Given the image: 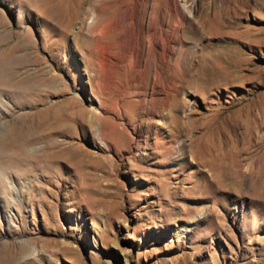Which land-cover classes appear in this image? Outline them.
<instances>
[{
	"label": "rangeland",
	"instance_id": "obj_1",
	"mask_svg": "<svg viewBox=\"0 0 264 264\" xmlns=\"http://www.w3.org/2000/svg\"><path fill=\"white\" fill-rule=\"evenodd\" d=\"M0 69L7 264H264V0H0Z\"/></svg>",
	"mask_w": 264,
	"mask_h": 264
},
{
	"label": "bare ground",
	"instance_id": "obj_2",
	"mask_svg": "<svg viewBox=\"0 0 264 264\" xmlns=\"http://www.w3.org/2000/svg\"><path fill=\"white\" fill-rule=\"evenodd\" d=\"M104 2H106V0H103ZM113 1V0H112ZM114 6V5H113ZM113 9V8H112ZM106 10V9H105ZM136 14H135V12L134 11H130V10H123L121 13H120V16H119V18H118V21H117V23H118V25H122V24H128V23H130V22H132V21H134L137 25H139L140 24V20H138V21H136ZM180 18H182V15H181V12H179L178 10H177V19L178 20H180ZM177 20V21H178ZM154 22H155V25H159V23H160V18L159 17H155V19H154ZM153 22V23H154ZM136 25V26H137ZM179 25V24H178ZM137 28H139V27H137ZM159 38V40H162L163 42H164V38H163V36L161 35V34H159L158 35V33L157 32H155L154 33V35H153V40H154V44L156 45L157 44V39ZM168 52V47L165 45V47H164V50H163V54L164 55H166V53ZM4 75H5V72H4V70H1L0 69V81L1 80H3L4 79ZM49 86H50V84H49ZM162 102V101H161ZM153 105V104H152ZM53 112V111H52ZM54 115V114H53ZM56 119V118H55ZM52 120H53V118H52ZM46 127V126H45ZM52 128V127H51ZM23 131V130H22ZM9 132H11V131H9ZM9 132H8V134H9ZM24 132V131H23ZM60 132V131H59ZM7 135V134H6ZM5 137V136H4ZM25 137V138H24ZM23 138L21 137V136H19V135H7L4 139H2L1 141H0V148H2L3 146V144H2V141L4 142H6L7 140H11V139H13V140H15V141H17V145H18V147L20 148V146L23 148L24 146H26L27 144H28V141H29V143L31 142L30 140H28L29 138L27 137V136H24ZM28 140V141H27ZM64 142V141H63ZM62 142V143H63ZM31 143H34V141L33 142H31ZM16 144V143H15ZM30 145V144H29ZM25 148V147H24ZM5 149V148H4ZM68 149V148H67ZM8 151V150H7ZM2 152V151H1ZM16 255V254H15ZM2 255H0V264H7V262L1 257ZM16 259H17V255H16ZM19 259V258H18ZM18 261V260H17ZM16 263H20L19 261L18 262H16ZM13 264H15V263H13Z\"/></svg>",
	"mask_w": 264,
	"mask_h": 264
}]
</instances>
